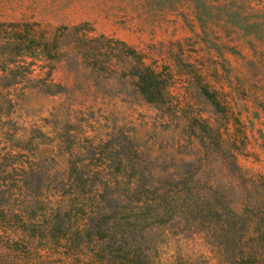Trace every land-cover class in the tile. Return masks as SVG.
<instances>
[{
    "label": "rangeland",
    "instance_id": "obj_1",
    "mask_svg": "<svg viewBox=\"0 0 264 264\" xmlns=\"http://www.w3.org/2000/svg\"><path fill=\"white\" fill-rule=\"evenodd\" d=\"M41 33H58L54 58L36 47ZM138 54L169 71L172 111L136 90ZM204 125L234 142L244 184L232 156L208 149ZM68 170L117 171L151 186L195 174L227 190L237 209L264 204V0H0V185L17 192L27 174L41 195ZM181 229L153 227L140 239L157 240V264H219L209 234ZM0 264L88 263L48 250L14 254L0 242Z\"/></svg>",
    "mask_w": 264,
    "mask_h": 264
},
{
    "label": "trees",
    "instance_id": "obj_2",
    "mask_svg": "<svg viewBox=\"0 0 264 264\" xmlns=\"http://www.w3.org/2000/svg\"><path fill=\"white\" fill-rule=\"evenodd\" d=\"M41 34L36 47L54 58L60 46L58 33L51 38ZM29 39L34 42L33 37ZM132 53L127 49L126 54ZM130 74L144 101L160 104L164 111L173 110L171 75L166 67L146 63L138 54ZM197 84L225 122L232 117L238 123L237 117L227 116L225 102L207 82ZM200 130L208 149L232 156L229 164L244 184L247 178L234 159V142L222 143L217 138L219 129L212 126ZM122 176L117 171L68 170L59 184L41 195L32 190L27 174L17 180L24 184H16L17 192H11L2 178L0 229L10 230L13 236L0 235V242L19 255L48 250L66 257L84 255L88 264H157V240L148 243L140 237L147 229L176 225L182 228L180 233L192 228L209 234L218 249L219 264H264V204L255 208L245 202L237 209L227 200V190L205 186L195 174L167 177L159 186L134 184L130 175Z\"/></svg>",
    "mask_w": 264,
    "mask_h": 264
}]
</instances>
